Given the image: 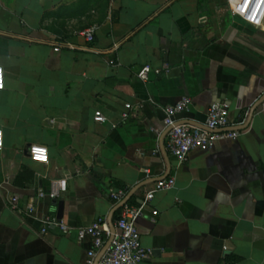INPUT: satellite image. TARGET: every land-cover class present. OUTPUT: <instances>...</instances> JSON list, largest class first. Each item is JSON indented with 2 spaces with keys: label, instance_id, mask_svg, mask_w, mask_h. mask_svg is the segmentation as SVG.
Instances as JSON below:
<instances>
[{
  "label": "crops",
  "instance_id": "0c3cea01",
  "mask_svg": "<svg viewBox=\"0 0 264 264\" xmlns=\"http://www.w3.org/2000/svg\"><path fill=\"white\" fill-rule=\"evenodd\" d=\"M228 2L0 0V264H86L92 241L79 230L98 218L109 229L122 201L143 206L173 177L137 221L142 264H264V103L245 126L264 95V20L246 24ZM91 28L89 43L80 34ZM146 66L161 75L143 82ZM182 97L193 107L176 123L204 125L223 103L240 137L178 162L165 108ZM138 103L140 119L122 122ZM34 145L48 164L29 158ZM44 216L69 234L42 235Z\"/></svg>",
  "mask_w": 264,
  "mask_h": 264
},
{
  "label": "built area",
  "instance_id": "2783aa9c",
  "mask_svg": "<svg viewBox=\"0 0 264 264\" xmlns=\"http://www.w3.org/2000/svg\"><path fill=\"white\" fill-rule=\"evenodd\" d=\"M228 6L232 14L246 24L253 27H261L264 20V0H229ZM96 31V28H91L82 32L80 35L87 42L92 43ZM161 73L162 70L160 69H153L146 66L139 71L137 77L143 82H149L151 76H159ZM192 107V99L182 97L176 103L168 105L165 108V126L166 128L172 127V130L168 134V150L180 163L186 162L190 154L194 151L202 149L211 150L218 141L237 140L240 137L239 131H225V129L231 126V123L229 108L223 103H214L209 107L204 124L207 130L187 125L176 126L175 117L189 112ZM143 109L144 103L126 105V112L122 115V122L127 123L139 120ZM95 121L97 123H105L106 119L101 112H97L95 114ZM2 148L3 131L0 130V150ZM34 149H39L43 152V155H37V151H34ZM28 156L36 163H49L48 149L43 146H31L28 149ZM175 185L176 180L174 177L160 180L155 183V188L147 193L145 199L146 204L143 206H133L126 203L122 206L121 213L114 224L116 228L114 240L98 264H142L149 258L150 252L141 244L137 221L144 215L145 206L154 199L156 192L172 190ZM60 190L63 192L66 191V181H60L54 184L51 196H58ZM124 197L125 193L120 191L113 198L119 203ZM12 208L17 210V207L13 204ZM42 224V235L55 232L56 229L60 230L63 235H68L70 232V228L65 223L50 216H44ZM110 237L111 232L107 227L106 220L103 218H98L91 226L79 230L78 240L80 242L88 238L92 241V249L87 253L86 264L96 263L99 253Z\"/></svg>",
  "mask_w": 264,
  "mask_h": 264
},
{
  "label": "water",
  "instance_id": "95a60500",
  "mask_svg": "<svg viewBox=\"0 0 264 264\" xmlns=\"http://www.w3.org/2000/svg\"><path fill=\"white\" fill-rule=\"evenodd\" d=\"M262 103H264V95L261 97V99L256 103V105H255L254 108L252 109V111H251V113H250V117H249L248 123H247V125H245L246 127L251 123L252 118H253V115H254L256 109H257ZM188 124L193 125V124H192L191 122H189V121L186 122V123H184V124H178V123H175L176 126H182V125H188ZM195 126L198 127V128H200V129L207 130V128H206L204 125H195ZM171 130H172V127L167 128L166 133H169ZM229 130H230V129H225V131H229ZM29 148H30V147H29ZM169 175H170V166H169L168 174L166 175V178H167ZM146 184H147V183L144 182V183H142L141 185H139L138 187H136V188L134 189V193H135L136 191H138L139 189H141V188H142L143 186H145ZM127 202H128V199L122 201V202L118 205L117 209H120V208H121L124 204H126ZM117 209H116V210H117ZM113 215H114V213L110 216V218H109V220H108V223H109V229H110V232H111V237L109 238V240L107 241L106 245L104 246V248H103V249L101 250V252L99 253V255H98L97 259H96V263H95V264H98V263H99V261H100L101 258L104 256V254L107 252V250L110 248V246H111V244H112V242H113V240H114V236H115V233H116V228H115V225H114V222H113ZM55 233H58V234H60V235H63V233H62L60 230H58V229L55 230Z\"/></svg>",
  "mask_w": 264,
  "mask_h": 264
},
{
  "label": "clouds",
  "instance_id": "9594fccd",
  "mask_svg": "<svg viewBox=\"0 0 264 264\" xmlns=\"http://www.w3.org/2000/svg\"><path fill=\"white\" fill-rule=\"evenodd\" d=\"M34 151H37L36 149H34ZM37 155L42 156L43 152L42 151H37Z\"/></svg>",
  "mask_w": 264,
  "mask_h": 264
},
{
  "label": "snow or ice",
  "instance_id": "6c2138e0",
  "mask_svg": "<svg viewBox=\"0 0 264 264\" xmlns=\"http://www.w3.org/2000/svg\"><path fill=\"white\" fill-rule=\"evenodd\" d=\"M37 151H40L39 149H37Z\"/></svg>",
  "mask_w": 264,
  "mask_h": 264
}]
</instances>
